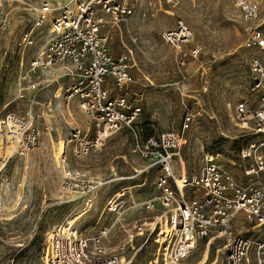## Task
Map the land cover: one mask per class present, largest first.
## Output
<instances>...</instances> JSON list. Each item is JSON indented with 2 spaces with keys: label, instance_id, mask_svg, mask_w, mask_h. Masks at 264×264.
<instances>
[{
  "label": "built area",
  "instance_id": "2783aa9c",
  "mask_svg": "<svg viewBox=\"0 0 264 264\" xmlns=\"http://www.w3.org/2000/svg\"><path fill=\"white\" fill-rule=\"evenodd\" d=\"M9 1L0 0V37L11 23L6 10ZM231 1L243 20L246 36L242 47L264 51V31L260 28L264 18L258 17L261 1ZM31 9L36 23L17 38V48L24 52L33 45L36 24L47 25L49 38L16 82L15 96L27 100V112L8 113L0 120L5 147L10 146V153H5L7 159L25 156L38 146L42 130L35 123L33 106L40 103L42 90L54 85L46 96L50 97L48 104L52 100L65 105L74 101L86 118L83 127L72 128L59 155L63 202H77L84 211L91 208L96 192L111 180L71 166L69 156L82 159L119 131L130 134L133 151L145 163L135 169L134 175L156 170L154 193L138 201L144 215L126 218L121 210L122 193H112L105 199L93 233L84 234L67 221L51 228V234L45 235L43 263L130 264L138 248L132 255L125 252L134 250L137 240L143 246L152 239L158 244L155 264L159 256L162 264H187L200 242L210 247L215 240L223 241L226 264H264V59L254 52L248 59L250 90L256 96V105L240 100L234 106V125L251 137L239 153L238 165L246 181L238 180L212 152L204 153L197 172L185 169L183 173L187 138L182 131L147 133L140 120L142 106L132 97L138 82L132 74L136 66L133 50L122 35V51L112 50L110 31L119 29V23L135 12V2L43 0ZM160 37L175 50L179 64L197 58L199 48L186 46L192 30L183 20L177 19L173 28L162 30ZM23 62L21 55V66ZM66 112L69 123H74L68 107ZM191 117L189 113L184 116L182 130L189 127ZM130 202L136 205L135 199ZM162 222L167 230L159 240Z\"/></svg>",
  "mask_w": 264,
  "mask_h": 264
},
{
  "label": "rangeland",
  "instance_id": "374dc122",
  "mask_svg": "<svg viewBox=\"0 0 264 264\" xmlns=\"http://www.w3.org/2000/svg\"><path fill=\"white\" fill-rule=\"evenodd\" d=\"M43 0H11L6 4L11 19L7 31L0 37V120L8 113L25 115L27 100L17 99L15 86L20 73H24L32 56L36 55L48 40L47 25L36 24L34 43L24 52L16 46L17 38L35 25L32 6ZM135 2V12L122 20L118 28H112V50L119 53L122 40L133 50L136 66L132 74L134 84L132 97L142 106L140 120L147 133L183 132L187 138L182 154L188 173L197 172L204 153L218 154V159L228 167L238 180L243 175L240 150L248 145L251 137L234 125V106L240 100L256 105V96L250 90L248 59L254 52L264 59V51L244 49L246 34L243 20L231 0H129ZM258 17L264 18V0ZM166 10H170L169 13ZM183 20L192 30L187 47L197 46L196 59L187 58L184 65L177 61L175 50L160 37L162 30L173 28L176 20ZM264 31V22L260 25ZM24 56L22 66L20 56ZM41 78V77H39ZM37 79V78H32ZM42 90L39 104L33 106L35 123L42 133L38 146L25 156L7 159L5 139L0 133V264H44L43 244L51 228L72 219V227L84 234L96 230L108 195L118 192L121 210L126 218L140 217L146 212L138 201L154 193L153 181L156 170L148 169L138 175L135 169L145 163L133 151V142L126 130L106 139L99 148L91 150L84 158L69 156V164L98 178L111 180L95 194L91 208L84 211L77 202H63L60 194L61 171L55 157L59 155L55 143L63 140L64 146L75 125L84 126L85 117L76 102L65 105L51 101L50 91ZM74 123H69L66 108ZM49 110V111H48ZM190 114L189 127L182 130L183 119ZM68 150V148H67ZM177 159L173 163L178 166ZM177 170V168H175ZM131 198L136 205H132ZM16 203H14L15 201ZM14 203L13 210L5 206ZM10 216L9 218H6ZM166 225L162 222L159 240ZM222 240L213 244L200 242L188 256L187 264H226ZM130 264H155L158 244L152 239L141 246L134 242ZM208 252L204 257V250ZM157 264H162L159 262Z\"/></svg>",
  "mask_w": 264,
  "mask_h": 264
},
{
  "label": "bare ground",
  "instance_id": "6f19581e",
  "mask_svg": "<svg viewBox=\"0 0 264 264\" xmlns=\"http://www.w3.org/2000/svg\"><path fill=\"white\" fill-rule=\"evenodd\" d=\"M166 12L169 13L170 10H166ZM55 146H56V149H57V153H58L59 155H61V154L64 152V149H65V146H64V142H63V140H58V141L55 143ZM4 150H5V153H6V154H9V153H10V146H6ZM59 155H57V160H58ZM183 163H184V162H183V160H182V164H183ZM182 171H183V173L185 172L184 164H183ZM179 183H181V180L179 181ZM14 201H15V200H14ZM14 203H16V201H15ZM14 203H13L12 205H10V206H5V210H6V211H11V210H13ZM0 210H3V205L1 204V200H0ZM9 217H10V216H7L6 218H9ZM67 222H68L69 224H72L73 220L70 219V218H68V219H67ZM51 232H52V230H51ZM51 232H48V235H50ZM207 252H208V247H206L205 250H204V253H203V254H204V257H205V255L207 254ZM200 263H201V261H200L199 263H197V264H200Z\"/></svg>",
  "mask_w": 264,
  "mask_h": 264
},
{
  "label": "crops",
  "instance_id": "0c3cea01",
  "mask_svg": "<svg viewBox=\"0 0 264 264\" xmlns=\"http://www.w3.org/2000/svg\"><path fill=\"white\" fill-rule=\"evenodd\" d=\"M121 51H122V50H121ZM55 161L58 162V160H57V156L55 157Z\"/></svg>",
  "mask_w": 264,
  "mask_h": 264
}]
</instances>
